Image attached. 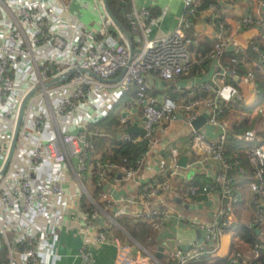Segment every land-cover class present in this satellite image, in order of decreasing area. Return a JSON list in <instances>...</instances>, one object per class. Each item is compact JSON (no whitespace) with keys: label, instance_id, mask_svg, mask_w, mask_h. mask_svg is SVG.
<instances>
[{"label":"built area","instance_id":"obj_1","mask_svg":"<svg viewBox=\"0 0 264 264\" xmlns=\"http://www.w3.org/2000/svg\"><path fill=\"white\" fill-rule=\"evenodd\" d=\"M199 6L200 0H185V15L174 31L149 39L147 32L156 18L148 9L137 7L134 0H126L125 17L133 47L130 54L124 34L108 15L103 0H0V172L26 98L14 150L0 176V264H45L48 256L54 263L59 255L53 237L63 228L76 230L80 236V264L93 263L90 245L106 244L115 247L112 264H163L118 218L161 228L175 214L162 209L158 201L172 192L169 180H148L138 184L137 191L128 190L127 196L114 198L111 188L141 176L146 151L134 159L114 162L103 160L94 147V140L103 134L93 128L127 94L131 98L126 106L141 112L143 126L133 138L127 133L131 121L126 115L120 117L122 135L118 141L146 143L147 148L159 132H167L169 124L191 126L206 111V124L218 129L215 139L193 131L189 147L194 155L216 163L219 172L201 188L193 186L192 180L182 188L187 205L215 197L210 220L181 214L182 230L201 235L189 242L186 250L175 239L164 260L166 264H201L218 250L225 231L233 226L234 205L239 201L232 188L233 172L244 174L240 163L224 153L231 127L223 116L226 109L240 104V98L222 94L233 91L238 81L251 85L257 95L259 91L247 47L229 36L214 4L205 9L217 31L212 49L205 55L194 54L196 43L186 31ZM252 28L264 39V15L246 12L235 26L237 31ZM251 48L258 54L254 65L261 67L264 54L257 45ZM224 53L231 56L226 67L221 66ZM206 58L215 61L220 70L211 83L198 87L201 99L178 102L151 94L152 77L175 81ZM67 73L66 81L45 85ZM238 138L252 140L254 133ZM245 155L252 175L246 203L253 211L249 225L262 229L264 143L246 150ZM175 175L176 170L170 173ZM262 256L264 242L259 240L247 255L233 251L227 260L229 264L240 260L254 264Z\"/></svg>","mask_w":264,"mask_h":264},{"label":"crops","instance_id":"obj_2","mask_svg":"<svg viewBox=\"0 0 264 264\" xmlns=\"http://www.w3.org/2000/svg\"><path fill=\"white\" fill-rule=\"evenodd\" d=\"M134 1L137 7L148 9L151 15L156 18V24L151 26L147 32V37L149 39H158L171 34L176 28L179 19L185 15V0ZM216 7L218 15L221 17L222 21L226 23L229 36L237 44L242 47H248L249 44L260 38L257 29L252 28L250 30L237 31L235 30V26L237 21L246 12H253L257 16L264 15V0H216ZM205 11L206 10L199 11V13L193 18L190 29L186 31V35L196 43L193 47L195 55L207 54L212 49L217 33L215 27L211 25V21L207 17L208 13ZM249 62L252 68L257 67L254 65L256 59H252ZM221 66L223 65L221 64ZM223 67H226V65ZM219 70L220 66L215 61L206 58L200 66L194 65L188 74L175 81L166 82L152 77L149 81L150 91L152 95H156L158 98L169 97L178 102L199 100L203 95L197 91L198 87L206 83H211ZM238 82L239 83L235 86L233 91H224L222 94L224 98H229L233 94L240 98V104L238 106L235 105V107L225 110L223 119L228 122L230 127L238 123L249 125L256 120L251 132L254 133V137H256L259 143H261L260 145H262L264 143V102L258 104V95L254 92L251 85L241 81ZM247 100L248 103L251 104L250 107H246L244 104ZM124 107L125 109L121 111L122 114L120 117H123L122 115L125 114L131 121V126L135 125L142 129L143 117L141 112L136 109H129L126 104ZM203 113L204 112H202L201 115ZM193 131L192 126L189 125L181 123L169 124L167 132L165 134L159 132L146 148L144 169L140 173L141 176H139L137 180L134 179L128 183L120 181L119 185L110 190L114 198L125 197L127 196L128 190L131 192L137 191L138 184L141 185L148 180H169L172 192L160 196L158 201L162 205V209H169L170 211L174 210L175 214H172L171 217L164 222L161 228L154 229L151 223L137 222L133 219H120L124 228L149 252L155 254L159 247L163 248L162 258L160 259L163 264H166L164 260L165 256L169 253L170 249L174 247V240L177 239V231L179 229L182 230V227H184V224L181 221L182 218L179 216L181 214L194 215L200 219L209 221L210 213L216 204L214 196L203 197V199L201 198L195 204H190L195 207L203 205L201 209L196 208L195 210H190L187 208V204L183 202L182 188L188 181L193 180L198 176L209 180L215 173L219 172V167L216 163L206 161L191 152L189 140ZM200 131L209 139H215L218 134L217 128L211 127L207 124L204 125ZM99 133H102L103 137L100 139L101 143L97 150L98 153L109 149L110 146L120 138L119 135L111 130L110 125L104 126ZM140 133L130 135L135 138L139 136ZM174 151L176 152L175 154ZM175 170L177 171V175L170 176V173ZM233 176L236 178L237 175L234 174ZM239 185L240 182H236L232 187L234 194L239 199L238 203L234 205L233 225L238 221L243 224H249L253 212L252 209L246 205L251 195L249 183H246L242 186V189L244 188L246 191L244 197V207L246 206V208L243 207V209L246 210H243L241 218L236 217V207L241 202L239 194V188L241 189V187ZM178 200L181 201V203H178ZM262 206L264 207V202L262 203ZM127 220L130 221L126 222ZM255 231L258 240L264 242V227L262 229H255ZM146 233L152 235V239L148 238V242L146 243L142 242V240H138V236H143V234L145 235ZM53 241L59 258L54 263H51L48 256L45 264H80L78 253L82 246V242L76 230L63 228L55 233ZM230 242V253L232 251L240 252L243 255L249 253L251 245L239 240L235 235ZM88 248L93 257L92 264H112L115 257L114 246L109 244L98 247L90 245ZM49 250V253H51L53 251L52 247ZM210 258L211 256L207 257V259L201 264H217L227 257L218 260L215 263H211ZM242 263L243 260H240L239 264Z\"/></svg>","mask_w":264,"mask_h":264},{"label":"trees","instance_id":"obj_3","mask_svg":"<svg viewBox=\"0 0 264 264\" xmlns=\"http://www.w3.org/2000/svg\"><path fill=\"white\" fill-rule=\"evenodd\" d=\"M118 2L119 0H108L107 1L108 10L113 15V17L124 27V29L128 31V24H127V20L125 17V13L127 12V10H125V12H122L120 8L118 7ZM210 4L216 5V0H200V6L198 7V12L200 10L207 9ZM253 45H257L259 47V51L264 54V39L259 38L257 41L249 44L247 47L246 54L248 57L247 58L248 61H251L252 59H256V60L258 59V54L254 52L251 48ZM230 57H231L230 53H224V55L221 58V64L223 66L224 65L228 66ZM253 73L255 75L256 84H257L258 91H259L258 104H262L264 102V77H263L264 65H262L261 67L257 66L253 68ZM129 98H131V94L125 95V97L122 100H124V103L126 104ZM109 117L110 116H108L106 119L98 123L93 129L100 131L101 129H103L104 126H108L109 121H110ZM255 121L249 125H246L244 123H238V124L232 125V127L230 128V132L228 134V139L226 141L225 148H224L225 156L230 158L233 161L234 160L238 161L244 171V174L242 175L238 174V172L236 171L233 172V175L234 174L237 175L236 178H234V184H236V182L237 183L240 182L239 186L241 187V189L239 188L241 202L237 205L236 211H235L237 218H241L243 215V210H246V209H243L244 203H245L244 197H245L246 191L244 190V188L242 189V186L252 181L251 166L249 165L246 159L245 152L246 150L250 148H253L255 146H260L261 144L256 139V137H254L252 140L240 139L238 137L243 136L247 132H251L252 128H254ZM115 122H117V124H120V117H118L117 120H113L111 124H114ZM100 139L101 138L94 140V147L96 151L100 147V143H101ZM145 150H146V143H139V144L134 145L132 142L115 141L112 144V146H110L109 150H104L100 153H101L103 160L120 162L125 157L128 159H134L138 157L139 154L145 152ZM209 182L210 180H207L206 178L198 176L192 180L191 184L193 186H198L199 188H201L202 185H205L206 183H209ZM244 208H246V206ZM129 221L130 220H127L126 222H129ZM255 229L256 228L252 227L251 225L243 224V223H240L239 221L236 222L231 227V230L233 231V233L236 235V237L239 240H242L250 245L258 243L259 241ZM146 237H147V233L145 235L143 234V236H138L137 238L138 240L140 241L142 240V242L146 243L148 242ZM150 238L152 239L151 235H150ZM217 264H229V262L226 258L218 262ZM254 264H264V256L256 260Z\"/></svg>","mask_w":264,"mask_h":264},{"label":"water","instance_id":"obj_4","mask_svg":"<svg viewBox=\"0 0 264 264\" xmlns=\"http://www.w3.org/2000/svg\"><path fill=\"white\" fill-rule=\"evenodd\" d=\"M107 1L108 0H103L104 7H105L108 15L112 19L113 23L115 24V26L118 27V29L124 34V37H125V39L127 41L128 47H129V52H130V54H132L133 47H132V39H131L130 33L126 29H124V27L110 13V11L108 10V7H107ZM118 7L120 8V10L122 12H125V9H126V0H120L118 2ZM70 73H67V74H65V75H63L61 77L56 78V79L50 80L45 85L50 86V85H53V84H56V83L64 82V81H66L68 79V76H69ZM25 102H26V98L24 99V101L22 102L21 107H20V111H19V115H18V119H17V124H16V128H15V131H14L13 140H12V143H11V146H10V149H9V153H8L6 162L4 164L3 170L7 166L8 162H9L11 156H12L13 150H14V146H15V142H16V136H17V133H18L19 124H20L21 116H22V113H23V110H24ZM207 115H208V112L206 111L202 115H200L192 123L191 126H192V129L194 131L201 130V128L206 124ZM122 116L124 117L125 114H123ZM140 131H141V128L136 127L135 125H133V126H131V127H129L127 129V133L128 134H139ZM3 170L0 172V176L3 173ZM177 202L178 203H181V201H179V200ZM202 207H203V205H198L197 207H195L193 205H187V208L190 209V210H195L196 208L197 209H201ZM200 235H201L200 232L182 231L181 229H179L177 231V239H179L181 241L182 249L183 250H186L187 249V246H188L189 242H192L196 238H199ZM0 249H1V247H0ZM162 252H163V248L162 247H159L158 248V251L155 253V257L158 260H160L162 258Z\"/></svg>","mask_w":264,"mask_h":264},{"label":"rangeland","instance_id":"obj_5","mask_svg":"<svg viewBox=\"0 0 264 264\" xmlns=\"http://www.w3.org/2000/svg\"><path fill=\"white\" fill-rule=\"evenodd\" d=\"M244 104H245L246 107H250V105H251V104L248 103V100ZM123 109H125V107H124V103H123V100H122L120 103H118L111 110V112L109 114V116H110L109 120L110 121H109L108 125H110L111 130H113L114 133H116L119 136L122 135V130L120 128V125L117 124V122H115L114 124H111V122L113 120H117L118 117L121 116V114H122L121 111ZM86 187H87V189H89V187H90L89 183H86ZM118 221H120V218H118ZM233 236H234V233L231 230L225 231L223 237L221 238L219 249L214 254L211 255V258H210V262L211 263L212 262L215 263L216 261L221 260L223 258H226L229 255V253H230L229 249H230V246H231L230 245L231 244L230 241L233 238ZM146 238L147 239L150 238V235L148 233H147V237ZM224 240H225V244H224Z\"/></svg>","mask_w":264,"mask_h":264}]
</instances>
